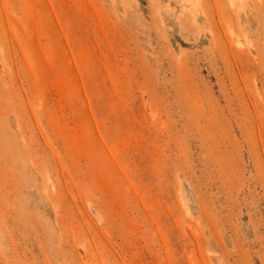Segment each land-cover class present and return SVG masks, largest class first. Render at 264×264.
Returning <instances> with one entry per match:
<instances>
[{
	"label": "rangeland",
	"instance_id": "obj_1",
	"mask_svg": "<svg viewBox=\"0 0 264 264\" xmlns=\"http://www.w3.org/2000/svg\"><path fill=\"white\" fill-rule=\"evenodd\" d=\"M0 264H264V0H0Z\"/></svg>",
	"mask_w": 264,
	"mask_h": 264
}]
</instances>
